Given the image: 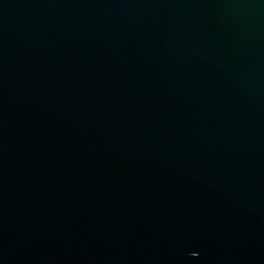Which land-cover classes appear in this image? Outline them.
Listing matches in <instances>:
<instances>
[{"label":"water","instance_id":"1","mask_svg":"<svg viewBox=\"0 0 264 264\" xmlns=\"http://www.w3.org/2000/svg\"><path fill=\"white\" fill-rule=\"evenodd\" d=\"M0 264H264V0H0Z\"/></svg>","mask_w":264,"mask_h":264}]
</instances>
